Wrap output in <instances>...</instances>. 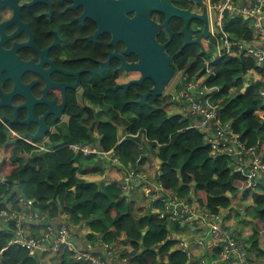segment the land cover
I'll return each mask as SVG.
<instances>
[{
    "label": "trees",
    "instance_id": "16d2710c",
    "mask_svg": "<svg viewBox=\"0 0 264 264\" xmlns=\"http://www.w3.org/2000/svg\"><path fill=\"white\" fill-rule=\"evenodd\" d=\"M243 22L240 16L226 22L224 28L231 36L253 41V34ZM187 50L178 54L172 66L175 72H183L184 84L205 74V61L211 56L203 51ZM210 66L208 85L218 87L219 91L205 97L211 104L218 105L222 122L232 123L243 146L256 147L264 158V102L260 105L258 94L264 84V68L256 65L252 54L241 49H234ZM181 87L184 86L179 85L177 89ZM135 92L133 89L111 91L107 116L95 115L91 110L79 113L80 118L71 123L68 134L50 136L52 148L39 155H32L34 148L24 142L16 146L12 161H6L11 165L0 169V177L4 178L0 180V213L10 207L18 211V200L23 197L32 201L40 217L45 215V220L39 219L38 223L51 222L63 213L68 214L72 225H79L81 240L88 244L99 237L94 234L99 227L101 236L108 245L112 244L122 261L191 264L188 251L184 246H177L180 240L173 238L172 233L192 229L187 225L182 228L178 221L169 220L168 215L136 216L132 210L124 212L133 197L126 195L125 190L114 197L104 193L99 186L101 168L89 163L95 158L93 153L69 147L89 146L103 153L112 150L116 157L130 161L131 171L145 172L152 183L162 187V197L185 198L191 204L194 197L202 211L214 215L233 210L240 203V194L246 218H254L244 220L243 232L235 230L234 236L245 243L243 239L251 234L250 242L258 251L256 257H264L259 246L264 229V186L259 190L248 187L247 176L235 170L234 156L226 150L212 154L206 135L192 127V116L188 112L170 114L172 103L177 101L173 96L159 95L138 103L140 95ZM95 103L96 108L101 106V100ZM183 103L188 106L186 101ZM119 129L123 134L120 141ZM5 140V135L0 133V145ZM80 162L85 168H81ZM131 171L127 173L130 183L140 187L141 182L130 177ZM155 205L165 206L159 198ZM201 230L193 233L201 234ZM14 232V221L0 217L2 264H37V257L13 242ZM219 252L218 249L217 256ZM56 255L60 264L69 259L76 264L69 249Z\"/></svg>",
    "mask_w": 264,
    "mask_h": 264
},
{
    "label": "flooded vegetation",
    "instance_id": "af4514ba",
    "mask_svg": "<svg viewBox=\"0 0 264 264\" xmlns=\"http://www.w3.org/2000/svg\"><path fill=\"white\" fill-rule=\"evenodd\" d=\"M213 1L0 0V169L23 142L36 149L66 136L81 112L107 116L111 91L154 88L150 79L135 83L141 54L128 36L163 46L171 68L180 52H202Z\"/></svg>",
    "mask_w": 264,
    "mask_h": 264
},
{
    "label": "built area",
    "instance_id": "2783aa9c",
    "mask_svg": "<svg viewBox=\"0 0 264 264\" xmlns=\"http://www.w3.org/2000/svg\"><path fill=\"white\" fill-rule=\"evenodd\" d=\"M209 8L213 10L216 17L214 24L210 26L212 36L205 38V42L214 43L221 50L217 55L212 53L205 61L206 71L204 75H207V79L203 83L204 89L216 87L208 85L209 74L211 73L210 65L219 58H224L234 49L249 52L258 64L257 66L264 68V0H246V2L243 0H216L210 4ZM240 16L243 17V25L253 34V41L248 42L237 38V36H231L225 30L226 22ZM196 80L195 77L188 81L185 84V86L187 85L186 89L178 92L176 100L187 102V112L195 119L196 129L206 135L212 154L220 153L223 150L232 154L235 159V170L247 176L248 187L259 190L260 186H264L263 154L258 152L256 147L245 148L239 134L234 132L232 123L221 121L218 105L211 104L205 97L206 95L209 97L213 92H218L219 88H212L215 90L210 93L200 91L194 94L193 89L197 86ZM258 94L261 103H263L264 84L258 89ZM69 147L84 153L98 152L88 147L86 149L79 148L77 145H70ZM130 177L134 181H138L139 172L131 171ZM144 180L146 181V179ZM153 189H156L157 198L161 199L167 208L164 215H168V218L175 221L185 219L191 222L196 219L199 212L198 218L207 227L206 237L218 242L220 252L217 258L210 261L202 258V260L197 261V264H258L250 258L246 243L238 240L233 232L230 233L231 229L223 222L225 216L222 214L214 215L206 210L202 211L199 207L196 208L180 197H162V187L157 183ZM18 201L20 206L18 211L10 207L1 211L0 217L5 221H14L15 236L13 242L25 247L32 256L38 257L40 253L58 254L63 249H69L73 253L72 259L76 264H111L106 262L101 255H97L98 253L94 254L96 252L93 251L91 244L84 248L77 247L75 236L65 223L55 227L46 221L45 227L39 235H31L28 231V224L32 221L38 223L39 219L45 220V215L40 217L38 211L32 209V201H27L23 197H20ZM183 246L187 250V243H184ZM106 248L110 249L108 245ZM0 264H2L1 254ZM37 264L44 263L38 259Z\"/></svg>",
    "mask_w": 264,
    "mask_h": 264
},
{
    "label": "crops",
    "instance_id": "0c3cea01",
    "mask_svg": "<svg viewBox=\"0 0 264 264\" xmlns=\"http://www.w3.org/2000/svg\"><path fill=\"white\" fill-rule=\"evenodd\" d=\"M123 136V134H122ZM119 138H121L119 136ZM123 138V137H122ZM96 150V149H94ZM92 155H94L95 158L91 159L89 163H94L96 165H98L101 168V171L99 172V183H100V188L101 190L106 193L107 195L114 197L115 194L117 193H121V191L125 190V194L128 195L129 197H133L130 198L129 203L126 205L124 212H127L128 210H132L134 215L136 216H140V215H148L150 213H152L153 215H164L166 212L165 209L166 207L164 206L163 208H158L156 207L155 203L151 202V199L149 198V195H146L147 193H145L143 190H146L148 187L149 188H154L156 184L152 183L150 179H148V177L143 173L141 174V177L139 178V181L137 182H141L140 187H136L138 186L133 185L130 183L129 181V177L127 175V173H129L133 168L132 163L130 161H124L120 156L118 157L119 164H114L113 162L110 163L109 157H115L116 155H114L113 151H109L107 153H103V152H95ZM83 162H80V166L81 168H85V166H83ZM142 172V171H140ZM139 172V173H140ZM143 176L147 179L146 181L144 180ZM116 182L119 183V186L116 185ZM240 194L238 195V201L242 202L240 200L241 197H239ZM194 202V201H193ZM158 208V209H157ZM35 210V209H34ZM243 210V209H241ZM228 212L229 211H225L222 213L224 217V221L226 220L227 216H228ZM231 212V211H230ZM242 212V211H241ZM98 217H96L97 219ZM169 220H171L170 218H168ZM57 221V222H56ZM223 221V222H224ZM51 224H53L55 227L65 223L66 225L70 226V229L73 233V235L75 236V244L77 247L80 248H84L85 246L88 245L87 242H83L81 240L82 237H80V235L82 234L79 228V225H72L71 221H70V216L66 213H63L60 215V217L57 220L51 221ZM227 225L228 223L225 222ZM45 227V223H29L28 224V231L31 235H39L42 230ZM201 230V234L203 236L204 239V243L202 245H199L197 243H191V241H189V239L192 237V232H188L187 230L184 232L183 230L177 234L175 232L172 233V237L178 238L180 241L178 243L177 246H182L184 243H187V250H188V257L190 259V263L192 264H197V261H199L200 258H205V256L207 257H211L212 259H207V260H213L217 258V253H218V249H214V243H213V239L206 237V230L203 229L201 226L198 227ZM237 228V229H236ZM234 230H239L238 232L242 231L239 227H237L236 225L233 226ZM95 236H99L96 240H94V242H92L91 247L93 249L94 252L96 253H100L106 260V262L111 263V264H136L133 261H122L119 259V255L117 252L115 251H110L109 248H106V241L104 239L103 236H101V231L98 228L95 229L94 231ZM200 234V233H199ZM111 236H109L110 238ZM250 237H247V239H243L246 243V246L249 247L248 248V252L250 254L251 257L254 258V260L258 263V264H264V257H256V249L255 246L252 244V242H250ZM112 244H109L110 248L113 249V246H111ZM252 246V247H251ZM259 246L260 248L264 251V233L262 232L260 239H259ZM251 249V250H250ZM258 252V251H257ZM38 259H40L41 262H43L44 264H60V258L59 255L56 254H51V253H40L37 257ZM252 258V259H253ZM197 260V261H196ZM208 262V261H207ZM65 264H72V260L69 259L65 262ZM213 264H217V263H213ZM219 264V263H218Z\"/></svg>",
    "mask_w": 264,
    "mask_h": 264
},
{
    "label": "rangeland",
    "instance_id": "374dc122",
    "mask_svg": "<svg viewBox=\"0 0 264 264\" xmlns=\"http://www.w3.org/2000/svg\"><path fill=\"white\" fill-rule=\"evenodd\" d=\"M220 50L221 49L217 48L216 44H214V43L208 44V43L204 42V44H203V52H205V53H208V54H212L213 53V54L217 55V53ZM256 65H258V64H256ZM184 78H186V77H184ZM196 78H197V80H196L197 86L193 89L194 94H197L200 91H204V92L210 93L213 90H215V89H212V88H216V87H212V88L207 87V89H204L203 83L207 79V75H201V76L198 75V76H196ZM180 82H183L182 86H184V87L183 88L181 87L180 90H178L177 88L179 87ZM186 87H187V85L185 86L184 80H183V72H177L173 76L171 82L167 85V87H165V90L162 92V95H164V96H169L170 95V96H173L176 99V97L178 95V92H181L183 89L185 90ZM260 105H262V103H260ZM186 112H187V105L185 106L183 101L177 100L176 102L172 103V111L170 112V114H172V113H180V114L183 113V114H186ZM192 121H193L192 126H194L196 128L195 119L193 117H192ZM119 136L121 137V138H119V141H120V140H122V137H123L121 129H119ZM47 142L48 141H46L43 144H41L39 148L34 149V151L32 152V155H39V154L43 153L44 151L51 149L52 148V144H49ZM87 147L90 148L89 146H85V147H83V149H86ZM89 153L91 154L92 152H89ZM109 160H110V163L113 162L114 164H119V161H120L118 159V157H116V158L115 157H109ZM143 173L145 175H147L145 172L142 171V172L139 173V176L141 177V174H143ZM143 178L146 179L144 176H143ZM148 179H149V177H148ZM155 190L156 189L149 188V187L146 190H143L145 193H147L146 195H149L150 193H154V195H152V196L149 195V198L151 199V202H153V203H155V201L157 200V196H158V193H155L156 192ZM181 199L187 200L185 198H181ZM194 199L195 198L193 197V201L194 202L192 204H193V206L198 208V204L196 203V201ZM241 200H242V198H241ZM242 205L243 204L240 202L239 205H237L233 210H228L229 212H228V216H227L226 220L224 221V219H223L224 222L228 223L227 226H229V228L231 229L230 233L231 232L234 233L235 230H233V226H235V225L242 230L241 232H243L244 220H253V218H254V217L246 218L244 210H241V209H243ZM32 209H33V207H32ZM35 210H36V208H35ZM166 211H167V208L165 209L164 212H166ZM198 216H199V212H198ZM198 216L196 217V219H194L191 222L190 221L188 222L185 219L176 220V221H178L180 223L182 228L185 225H187L188 229H192V231L187 230L190 233L192 232V237L189 239V241L197 242L199 245H202L205 242L204 239H203L202 234H199V233L195 234L193 232L196 231V230L199 231L198 227L201 226L203 229L206 230V233H207V227H206V225L201 223V219L198 218ZM171 221H175V220L171 219ZM262 232L264 233V229L262 230ZM249 236H251V234L248 235L247 237H249ZM247 237L245 239H247ZM213 243H214V249H219L220 248L217 241H213ZM106 245H108V244H106ZM110 251H114V250L112 248H110ZM199 260H202V258H200Z\"/></svg>",
    "mask_w": 264,
    "mask_h": 264
},
{
    "label": "water",
    "instance_id": "95a60500",
    "mask_svg": "<svg viewBox=\"0 0 264 264\" xmlns=\"http://www.w3.org/2000/svg\"><path fill=\"white\" fill-rule=\"evenodd\" d=\"M160 6L162 7L163 5ZM207 37L209 36H205V38ZM148 39L149 36H128L127 38L128 45L141 54L140 63L134 68L140 70L143 75L142 79L135 83L141 84L143 80L150 79L154 84V88L151 91L140 96L138 103L146 101L148 97L155 98L162 95L165 87L175 75V71L170 67L172 57L164 55L163 46L153 45ZM129 86L130 84L124 85L123 88L127 89ZM37 137H40L39 133L35 136V138ZM142 234H145V231Z\"/></svg>",
    "mask_w": 264,
    "mask_h": 264
}]
</instances>
